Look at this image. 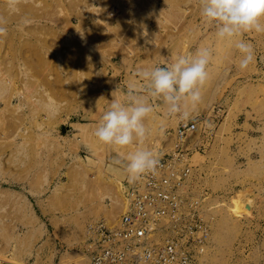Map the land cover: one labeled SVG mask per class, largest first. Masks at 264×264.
<instances>
[{
	"label": "rangeland",
	"instance_id": "rangeland-1",
	"mask_svg": "<svg viewBox=\"0 0 264 264\" xmlns=\"http://www.w3.org/2000/svg\"><path fill=\"white\" fill-rule=\"evenodd\" d=\"M0 38V264H87L91 224L124 211L126 156L169 152L184 121H201L188 195L207 194L210 237L195 264H264V33L245 32L255 59L215 36L199 0H21ZM32 23L18 28L21 17ZM83 37V38H82ZM213 48L202 101L187 120L161 100L143 145L94 136L136 70ZM138 79V78H137Z\"/></svg>",
	"mask_w": 264,
	"mask_h": 264
},
{
	"label": "built area",
	"instance_id": "built-area-1",
	"mask_svg": "<svg viewBox=\"0 0 264 264\" xmlns=\"http://www.w3.org/2000/svg\"><path fill=\"white\" fill-rule=\"evenodd\" d=\"M200 121H182L174 146L156 153L160 164L134 183L126 180L124 211L118 223L105 221L88 228L83 250L87 264H195L205 253L210 223L207 194L190 196L194 153H205L208 139H197Z\"/></svg>",
	"mask_w": 264,
	"mask_h": 264
},
{
	"label": "clouds",
	"instance_id": "clouds-1",
	"mask_svg": "<svg viewBox=\"0 0 264 264\" xmlns=\"http://www.w3.org/2000/svg\"><path fill=\"white\" fill-rule=\"evenodd\" d=\"M4 3L8 12L14 14L19 11L21 0ZM199 13L206 23L215 25L219 40L233 43L240 54L238 68L246 70L255 59L254 48L240 37L245 32L264 33V0H199ZM30 23V18L21 17L18 28ZM7 24L6 17L0 15V38L8 34ZM212 58L213 48L202 46L191 55H178L165 66L137 69L124 99L114 98L110 102L94 136L115 148L143 145L149 135L145 122L154 112V100L163 101L168 116L189 119V108L195 109L202 101ZM159 164L157 155L148 148L138 147L129 152L124 165L129 183L146 173H154Z\"/></svg>",
	"mask_w": 264,
	"mask_h": 264
},
{
	"label": "bare ground",
	"instance_id": "bare-ground-1",
	"mask_svg": "<svg viewBox=\"0 0 264 264\" xmlns=\"http://www.w3.org/2000/svg\"><path fill=\"white\" fill-rule=\"evenodd\" d=\"M125 202V201H124ZM125 205V204H124ZM109 225V224H108ZM114 225V223L113 224H110L109 226H113Z\"/></svg>",
	"mask_w": 264,
	"mask_h": 264
},
{
	"label": "crops",
	"instance_id": "crops-1",
	"mask_svg": "<svg viewBox=\"0 0 264 264\" xmlns=\"http://www.w3.org/2000/svg\"><path fill=\"white\" fill-rule=\"evenodd\" d=\"M123 172L126 173L125 168L123 169ZM127 174V173H126Z\"/></svg>",
	"mask_w": 264,
	"mask_h": 264
}]
</instances>
